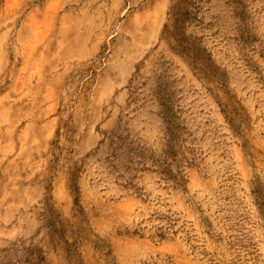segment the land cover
I'll return each instance as SVG.
<instances>
[{
	"label": "rangeland",
	"instance_id": "rangeland-1",
	"mask_svg": "<svg viewBox=\"0 0 264 264\" xmlns=\"http://www.w3.org/2000/svg\"><path fill=\"white\" fill-rule=\"evenodd\" d=\"M0 264H264V0H0Z\"/></svg>",
	"mask_w": 264,
	"mask_h": 264
}]
</instances>
